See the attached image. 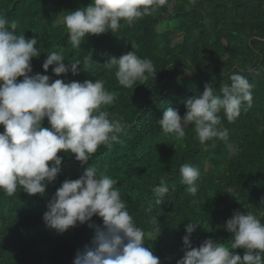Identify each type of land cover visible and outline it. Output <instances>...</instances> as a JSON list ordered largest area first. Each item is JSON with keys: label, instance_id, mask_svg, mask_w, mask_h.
<instances>
[{"label": "trees", "instance_id": "16d2710c", "mask_svg": "<svg viewBox=\"0 0 264 264\" xmlns=\"http://www.w3.org/2000/svg\"><path fill=\"white\" fill-rule=\"evenodd\" d=\"M90 3L0 0V13L16 22L17 34L38 38L41 54L32 59L31 74L49 75L50 82L104 81L107 90L119 95L101 110L125 126L118 134L120 143L114 142L110 149L101 146L87 165L81 166L74 154L59 152L60 172L43 196H29L18 189L9 197L0 191V264H73L76 253L91 244L102 219L93 216L88 223L60 234L46 227L43 214L62 182L79 178L91 164L118 181L116 187L129 213L146 234L145 247L161 264H176L183 256L185 227L190 222L198 223L190 236L194 247L206 239L230 241L224 226L236 210L250 211L264 222V0H166L133 24L121 21L116 33L88 36L74 49L63 17ZM61 50L65 64L83 59L89 51L92 60L82 64L77 75L56 76L54 66L45 72L42 65L47 54ZM131 50L151 59L157 74L125 89L118 85L115 69L103 65L109 56ZM232 72H240L253 86V106L242 109L234 122L223 119L226 141L216 140L214 148L212 141L201 144L192 125L185 128L186 136L180 141L162 132L157 120L168 107L183 117V101L202 93L206 83H212L215 94L221 95L222 86L231 83L228 74ZM43 126L49 127L47 118ZM185 163L201 173L195 196L180 183L179 169ZM161 178L170 191L157 204L152 189ZM151 216L159 224L153 226ZM236 252L242 256L244 250Z\"/></svg>", "mask_w": 264, "mask_h": 264}, {"label": "clouds", "instance_id": "9594fccd", "mask_svg": "<svg viewBox=\"0 0 264 264\" xmlns=\"http://www.w3.org/2000/svg\"><path fill=\"white\" fill-rule=\"evenodd\" d=\"M165 3L166 0H91L88 6L63 17L67 40L78 49L86 37L116 33L121 21L131 25ZM16 29V22L0 13V125L4 129L0 132V191L9 197L18 189L29 196H43L60 172L63 158L59 152L74 154L81 166L87 165L98 148L110 149L114 142L120 143L118 134L125 126L101 110L119 95L107 90L104 81L50 82L49 75L31 74V61L41 54L36 47L38 38L26 39ZM64 60L62 50L52 51L42 67L47 72L54 66L52 72L56 76L69 72L77 75L82 64L90 63L92 53L68 64ZM103 66L115 69L116 81L125 89L157 74L151 59L141 58L132 50L119 57L109 56ZM228 77L231 83L222 86L221 95L215 94L212 83H206L202 93L183 101V117L168 107L157 120L162 132L180 141L186 136L185 128L192 125L201 144L212 141L214 148L216 140L226 141L228 129L223 127V119L234 122L242 109L247 111L253 106V86L248 79L240 72ZM45 118L49 127L43 126ZM179 172L180 183L195 196L200 170L185 163ZM117 183L91 164L79 178L64 180L48 202L43 221L60 234L88 223L93 216L102 219V225L95 226L91 244L76 253L73 264H161L159 257L145 247L146 234L135 224ZM152 191L156 203L161 204L170 188L161 178ZM146 211L151 213L152 209ZM150 222L153 226L159 224L156 216H151ZM197 224L186 225L184 254L176 264H264V222L252 212L234 211L224 226L232 239L224 243L206 239L194 247L190 236ZM153 230L160 232V228ZM237 249L244 250L242 256Z\"/></svg>", "mask_w": 264, "mask_h": 264}]
</instances>
